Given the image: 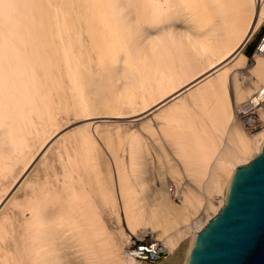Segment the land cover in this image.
Segmentation results:
<instances>
[{
	"label": "bare ground",
	"instance_id": "obj_1",
	"mask_svg": "<svg viewBox=\"0 0 264 264\" xmlns=\"http://www.w3.org/2000/svg\"><path fill=\"white\" fill-rule=\"evenodd\" d=\"M263 25L264 0H0V264H149L148 234L188 264L264 146L236 113Z\"/></svg>",
	"mask_w": 264,
	"mask_h": 264
},
{
	"label": "water",
	"instance_id": "obj_2",
	"mask_svg": "<svg viewBox=\"0 0 264 264\" xmlns=\"http://www.w3.org/2000/svg\"><path fill=\"white\" fill-rule=\"evenodd\" d=\"M188 264H264V146L236 170L225 205L197 234Z\"/></svg>",
	"mask_w": 264,
	"mask_h": 264
},
{
	"label": "built area",
	"instance_id": "obj_3",
	"mask_svg": "<svg viewBox=\"0 0 264 264\" xmlns=\"http://www.w3.org/2000/svg\"><path fill=\"white\" fill-rule=\"evenodd\" d=\"M264 55V31L255 45L254 53ZM236 113L240 117L244 127L255 132L264 126V85L257 90L247 101L236 107ZM138 238L133 236L129 248L130 254L141 261L149 264H157L165 258L167 251L164 244L155 238Z\"/></svg>",
	"mask_w": 264,
	"mask_h": 264
},
{
	"label": "rangeland",
	"instance_id": "obj_4",
	"mask_svg": "<svg viewBox=\"0 0 264 264\" xmlns=\"http://www.w3.org/2000/svg\"><path fill=\"white\" fill-rule=\"evenodd\" d=\"M263 32V31H262ZM261 32V33H262ZM260 33V34H261ZM260 35H255L254 38L252 40H250V45L246 48H244V52L247 53L249 56L252 55L255 47L254 45L256 44V41L257 39L259 38ZM145 113L143 114H140V115H137V116H131V117H103V118H97V120L99 122H102V121H109V122H115V121H119L123 124V125H126V124H130L132 125L133 123L135 122H138L139 119H143L145 117ZM75 123V122H74ZM73 123V124H74ZM70 127L72 126V124L69 125ZM68 126V127H69ZM48 153V154H47ZM45 155H48V158H47V164H50L51 165V178L53 179L56 175H59L61 172V168H60V163L55 159V154L54 153H51L50 151V146H48L46 148V151L44 152ZM39 168V167H38ZM42 168V167H40ZM39 168V169H40ZM35 173V172H34ZM33 173V174H34ZM43 173L44 171H40V174H41V177L43 176ZM17 186V183H15L12 188L10 189V192L14 191L16 186ZM23 190H19L17 191V194L19 195V199H23L24 198V194L22 193ZM2 214L6 215L9 219H11L13 222H19L20 219L22 218V213H21V210L19 207H15V206H12V205H8V206H5L2 211H1ZM148 238H154L153 234H148ZM162 261V260H161ZM160 261V262H161Z\"/></svg>",
	"mask_w": 264,
	"mask_h": 264
},
{
	"label": "trees",
	"instance_id": "obj_5",
	"mask_svg": "<svg viewBox=\"0 0 264 264\" xmlns=\"http://www.w3.org/2000/svg\"><path fill=\"white\" fill-rule=\"evenodd\" d=\"M262 31H264V25L261 27V29L258 31V33H257V35H260V33L262 32ZM260 37V36H259ZM259 39V38H258ZM258 39H257V41H258ZM257 41H256V43H257ZM250 43L251 42H249V44L247 45V47L250 45ZM256 45V44H255ZM255 45H254V47H255Z\"/></svg>",
	"mask_w": 264,
	"mask_h": 264
}]
</instances>
